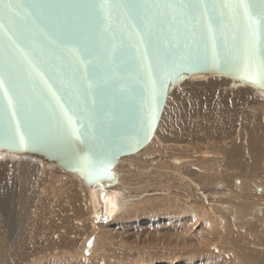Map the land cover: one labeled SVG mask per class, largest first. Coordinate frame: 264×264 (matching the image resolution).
I'll list each match as a JSON object with an SVG mask.
<instances>
[{
	"label": "water",
	"instance_id": "1",
	"mask_svg": "<svg viewBox=\"0 0 264 264\" xmlns=\"http://www.w3.org/2000/svg\"><path fill=\"white\" fill-rule=\"evenodd\" d=\"M12 2L14 14L0 10V152L87 189L118 183L114 166L148 145L182 81L226 77L264 98L261 0H246L251 26L241 0Z\"/></svg>",
	"mask_w": 264,
	"mask_h": 264
},
{
	"label": "rangeland",
	"instance_id": "2",
	"mask_svg": "<svg viewBox=\"0 0 264 264\" xmlns=\"http://www.w3.org/2000/svg\"><path fill=\"white\" fill-rule=\"evenodd\" d=\"M231 83L169 90L151 141L114 166L104 219L76 174L0 152V264H264V98Z\"/></svg>",
	"mask_w": 264,
	"mask_h": 264
},
{
	"label": "bare ground",
	"instance_id": "3",
	"mask_svg": "<svg viewBox=\"0 0 264 264\" xmlns=\"http://www.w3.org/2000/svg\"><path fill=\"white\" fill-rule=\"evenodd\" d=\"M203 77V76H202ZM201 79H204V78H201ZM245 127V126H244ZM246 128V127H245ZM249 128V127H248ZM253 128H255V127H253ZM252 128V129H253ZM256 128H258V127H256ZM255 128V129H256ZM260 129V128H259ZM257 130V129H256ZM249 131V130H248ZM252 132V131H251ZM262 132V131H261ZM247 133V132H246ZM240 134V133H239ZM251 134V133H250ZM250 134H247V136H246V139H247V137H248V135L250 136ZM258 134V133H257ZM254 135V134H253ZM252 134H251V136L252 137H254ZM243 136V135H242ZM241 136V137H242ZM260 135H258V137H259ZM237 138V137H236ZM249 139V138H248ZM251 139V138H250ZM254 138H252L251 140H253ZM261 139L262 138H260L259 137V139L258 140H260V142H261ZM263 139H264V137H263ZM263 139H262V141H263ZM240 140V139H239ZM238 140V141H239ZM256 141V142H258V143H260L259 141ZM255 140H253L252 142H254ZM246 143H250V141L249 142H247L246 141ZM255 144V143H254ZM257 144V143H256ZM255 144V146H257ZM245 145V144H244ZM248 146L249 145H251V144H247ZM260 145V144H259ZM262 145V144H261ZM247 146V149L248 148H251V151L250 152H252L253 150L252 149H254V148H252L251 146L250 147H248ZM258 147V146H257ZM260 147V146H259ZM246 148V147H245ZM256 149V148H255ZM255 149H254V151H255ZM258 149V148H257ZM250 149H248V151H249ZM227 151V150H226ZM231 151V150H230ZM253 151V155L255 156V155H259V158H258V156H255L256 158H258V159H262V156H260L261 154V152L259 151V149L257 150V151H259L260 153L258 154V152H257V154L255 153ZM223 152V151H222ZM205 153V152H204ZM255 153V154H254ZM227 154V153H226ZM136 155V154H135ZM131 156V155H130ZM129 156V157H130ZM133 156V155H132ZM23 157V156H22ZM215 157V156H214ZM217 157V156H216ZM215 157V158H216ZM254 157V158H255ZM261 157V158H260ZM254 159V162H255V160L259 163V160L258 159ZM178 159V158H177ZM218 159V158H217ZM152 161V160H151ZM178 162V161H177ZM218 162H219V160H218ZM257 162H255L256 164H257ZM262 162V161H261ZM254 163V164H255ZM263 163H264V159H263ZM262 163V165H264ZM249 165V164H248ZM262 165H260V167L262 166ZM256 166H259L258 164L256 165ZM248 167H250V165L248 166ZM255 167V166H254ZM258 168V167H256L257 169H261V168ZM114 169V168H113ZM251 170H252V168H251ZM254 170L257 172L258 170H256L255 168H254ZM246 171H248L247 169H246ZM249 172V171H248ZM253 174V172L251 171L250 173H249V175L248 176H250V174ZM259 173H260V171H259ZM247 174V173H246ZM256 174V173H255ZM254 175V174H253ZM252 175V176H253ZM260 175V174H259ZM247 176V175H246ZM246 176H245V178H246ZM247 176V177H248ZM256 176V175H255ZM254 176V177H255ZM258 176V175H257ZM256 176V177H257ZM251 177V176H250ZM252 178V177H251ZM244 179V178H243ZM253 179H256V178H253ZM258 179V178H257ZM240 180L239 179H235V183L236 184H240ZM262 183V182H261ZM264 183V182H263ZM245 184H246V182H245ZM218 186V188L219 189H222V186H219V185H217ZM225 186V185H224ZM240 186H241V184H240ZM263 188H264V186H263ZM263 188L262 189H260V187L259 186H256V189L258 190V189H260V190H263ZM218 189V190H219ZM86 190H88V192H86V193H88V197L90 198V204H91V207H92V213H94V215H99L98 216V218L100 219V217L101 218H107L109 215H112V212H113V207H114V200H113V196H115V194H113V192H112V190H111V188H96V189H93V190H90V189H86ZM222 191V190H221ZM220 191V192H221ZM232 192V191H231ZM233 193V192H232ZM231 193V194H232ZM213 194V193H212ZM211 194V195H212ZM256 194V193H255ZM10 195V194H9ZM218 195V194H217ZM220 195V194H219ZM216 197V196H215ZM220 197V196H219ZM213 198V197H212ZM261 202V201H260ZM259 202V203H260ZM264 202V201H263ZM250 205V204H249ZM261 209H264V203L261 205V206H259ZM259 210V209H258ZM4 211H8V210H4ZM10 214V213H9ZM15 215V214H14ZM110 217V216H109ZM7 223V222H6ZM9 223V222H8ZM7 223V224H8ZM6 225V224H5ZM8 225H10V224H8ZM4 226V225H3ZM7 226V225H6ZM2 226H0V229H3V228H1ZM12 229V228H11ZM11 229H9V230H11ZM1 231V230H0ZM0 234H1V232H0ZM2 235V234H1ZM4 235V234H3ZM4 238V237H3ZM68 238V237H67ZM1 241V240H0ZM3 241V240H2ZM5 241V240H4ZM9 241V240H8ZM22 241V240H21ZM72 241V240H71ZM6 242V241H5ZM20 243H18V245H19ZM6 245V244H5ZM16 246V245H15ZM5 247V246H4ZM23 248V247H22ZM22 248H20V249H22ZM27 248V247H26ZM23 250V249H22ZM20 251V250H19ZM24 251V250H23ZM17 252V251H16ZM10 253H13V252H10ZM0 254H1V252H0ZM4 255V254H3ZM13 255V254H12ZM1 256V255H0ZM12 258V257H11ZM261 259V258H260ZM167 263V262H166Z\"/></svg>",
	"mask_w": 264,
	"mask_h": 264
},
{
	"label": "snow or ice",
	"instance_id": "4",
	"mask_svg": "<svg viewBox=\"0 0 264 264\" xmlns=\"http://www.w3.org/2000/svg\"><path fill=\"white\" fill-rule=\"evenodd\" d=\"M239 7H242L244 9L245 16L250 21L251 25H256L258 21L256 19H253L250 12L249 7L250 5L246 2V0H241V3L238 5ZM19 7L16 3L12 2V0H9L7 4L4 3V0H0V10L6 11L9 15H12L15 13V10ZM251 7L255 8L256 4L253 3ZM258 14L260 20H264V0H261V3L258 7ZM81 63L85 66L86 71H94L90 61L88 60L86 55H82ZM21 143H23V137H21Z\"/></svg>",
	"mask_w": 264,
	"mask_h": 264
}]
</instances>
